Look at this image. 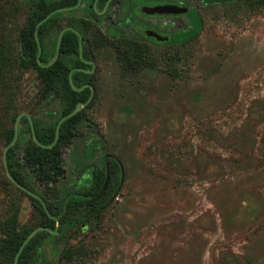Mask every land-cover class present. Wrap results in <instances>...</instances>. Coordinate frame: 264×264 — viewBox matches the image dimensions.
I'll list each match as a JSON object with an SVG mask.
<instances>
[{
	"label": "rangeland",
	"instance_id": "obj_1",
	"mask_svg": "<svg viewBox=\"0 0 264 264\" xmlns=\"http://www.w3.org/2000/svg\"><path fill=\"white\" fill-rule=\"evenodd\" d=\"M161 1L197 10L199 35L171 45L132 37L130 29L125 38L102 41L107 27L100 23L88 33L97 65L94 99L63 151L59 194L44 196L59 203L81 191V166L103 152L119 157L126 177L112 206L75 238L45 244L50 264H264V0ZM31 4L0 0V240L11 217L20 232L37 227L40 217L6 175L9 132L23 112L47 123L67 106L55 96L43 102L38 73L20 66L19 36ZM148 22L172 36L191 19ZM178 34L174 39L189 36ZM132 39L152 57L138 70L124 62ZM20 128V139L28 138L23 117ZM96 141L103 145L88 158ZM15 156L22 159L21 148ZM35 188L44 194L43 186ZM66 247L72 260L62 257Z\"/></svg>",
	"mask_w": 264,
	"mask_h": 264
},
{
	"label": "trees",
	"instance_id": "obj_2",
	"mask_svg": "<svg viewBox=\"0 0 264 264\" xmlns=\"http://www.w3.org/2000/svg\"><path fill=\"white\" fill-rule=\"evenodd\" d=\"M235 1L237 0H201V2L207 6L228 4ZM77 2L78 0H74L71 5H75ZM49 11L47 0H32L29 19L19 36L21 48L20 66L22 68L34 69L38 73L42 84L40 98L43 102L48 100L49 97L55 96L65 101L67 106L60 119L55 120L53 118L52 121L47 123H44L42 120L30 114L35 136L41 145H38L34 141L31 123L29 119L24 116L28 138L20 139L21 133H23L22 128H20L16 144L7 152V163L11 175L21 185L41 196L46 201L50 213L54 216V218H50L45 212L40 200L28 195L18 187L19 190L23 194L28 195L37 206L40 215L37 227H48L52 231H57V234L48 231L38 232L25 246L18 259V264H50L46 258L45 244L49 241L60 242L64 239L75 238L79 229L88 225L92 220L99 218L101 214L112 206L122 190L126 177L123 163L119 157L102 151L103 153L99 159H96V161L87 166H81V173L83 175V187L81 191L67 193L59 203L51 202L44 196L54 193L59 194L57 185L66 173L63 164V151L72 143L73 138L77 136L78 127L85 119V113L81 111L75 116L65 120L59 129V139L56 144L53 145L56 136V127L59 121L71 114L78 103L82 102L88 106L92 104L94 99L93 96L92 100L89 102L91 97L89 89H85L81 92L75 91L69 80V72L77 64L71 62L69 57H66L63 48L66 46L69 48V55H71L74 50L78 54L79 36L74 31L68 30L64 34L61 45L62 52L58 60L52 66H47L55 55V50L53 53H50L48 47L47 27L50 19L48 18L47 21L38 28L37 25L41 20L47 18ZM61 15L62 13L58 12L53 15V18ZM183 15L189 17L191 23L188 29L178 33L189 34V36L177 40L176 38L179 34L175 33L170 36L168 41L164 42L165 44H186L192 41L202 31L203 20L197 10L189 8L188 12ZM71 25L81 33L84 40V59H90L86 52V48L89 44L87 32L89 23L85 21L83 26L84 29L80 24ZM36 31L38 42L42 46L41 64L37 61L38 42L35 38ZM57 32L59 33V31ZM175 36L176 38L174 39ZM124 56V62L129 70H138L142 66L149 65L152 60L150 50L147 45H143L140 39L131 40L129 46L126 47ZM76 61H79L78 65L82 67H89L85 65V63L83 64L79 58H77ZM72 79L76 87H82L84 84H93L90 76L82 71H74ZM62 91H65V94H60ZM14 135L15 131L13 128L9 132L7 146L12 143ZM100 144L103 145L99 141H96L88 145V158L94 155ZM20 148L23 151V157L21 160H17L15 152ZM36 184L44 187V194L36 190ZM58 221L60 225L57 228ZM5 227L6 236L0 240V264H14L16 255L23 241L36 227L34 229H27L23 232L18 231V220L16 215L10 218ZM62 257L66 260H72L74 257L72 247L63 249Z\"/></svg>",
	"mask_w": 264,
	"mask_h": 264
},
{
	"label": "flooded vegetation",
	"instance_id": "obj_3",
	"mask_svg": "<svg viewBox=\"0 0 264 264\" xmlns=\"http://www.w3.org/2000/svg\"><path fill=\"white\" fill-rule=\"evenodd\" d=\"M73 1L74 0H47L48 7L50 10L49 11L50 21L47 27V35H48V40H49L48 47H49L50 53H53V51L55 50V55L54 57H52L49 64L54 61L55 56L57 54L58 38L62 30L67 29L64 32V34L68 30H72L74 32L78 31L71 24H80L83 27L85 24V21L89 23V28L87 29L88 33L91 32L92 28L95 27L94 25L96 23L104 24L105 27H107L105 29V34L102 36V41L109 40L112 37L113 38L117 36L121 37L123 33L127 34L130 29L132 30V34L130 36L132 37L135 36L136 38H139V36H137L136 34V33H139L143 35L145 39H148L152 43H164V42L158 41L153 36H148L144 30L151 29L158 34L165 35L163 32H160L152 23L148 22L149 19L165 17V15H158V14L150 15V14H147L144 9L146 7H153V6L165 4L167 2H164L161 0H81V1L78 0V2L75 5H71ZM58 9H65V10L57 11ZM58 12L62 13V15L59 17L53 18V15ZM57 31H59V33ZM168 36H171V35H168ZM62 41H63V37H62ZM81 44H82V54L80 50ZM61 45H62V42H61ZM68 49L69 48L67 46L63 48L64 54L66 55V57H69L71 62H74L75 64H77L69 72V76L71 72L73 76L74 71H82V72H85L87 75H89L90 78H92L93 74L95 73L97 65L94 60L91 48H90V43L88 44L86 48V52L88 53L90 57V59L88 60L84 59L83 57V54L85 51L83 38H82V41H80V38L78 40V54L74 50L73 53L69 55L70 53ZM61 52L62 51H61V46H60L59 56ZM58 58L56 59V61L58 60ZM77 58L81 59L83 64L85 63V65L89 66V68H85V67H82L81 65H78L79 61H76ZM55 62H53V64ZM53 64H51L50 66H52ZM93 64H95L94 70H93ZM78 69H81V70H78ZM92 70L93 72H90ZM82 87H77V88L82 89ZM85 89H89L90 94H91V89L89 87L83 88L81 91ZM81 91H78V92H81ZM60 94H65V91L60 92Z\"/></svg>",
	"mask_w": 264,
	"mask_h": 264
},
{
	"label": "water",
	"instance_id": "obj_4",
	"mask_svg": "<svg viewBox=\"0 0 264 264\" xmlns=\"http://www.w3.org/2000/svg\"><path fill=\"white\" fill-rule=\"evenodd\" d=\"M81 1V0H80ZM62 10H65V9H58L57 11H62ZM145 12L147 14H150V15H153V14H158V15H165V16H177V15H183V14H186L189 10L188 7L186 6H183V5H178V4H173V3H165V4H161V5H157V6H153V7H146L145 9ZM50 15L47 16V18L41 20L38 25H37V28L40 27L43 23H45L47 21V19L49 18ZM67 29H64L62 30V32L60 33L59 35V38H58V51H57V54L55 56V59L53 62L56 61V59L58 58L59 56V50H60V46H61V42H62V37H63V34L64 32L66 31ZM145 33L148 35V36H153L155 37L158 41H161V42H166L170 39V36L168 35H163V34H158L156 32H154L153 30L151 29H145L144 30ZM78 35H79V38H80V41H82V36L81 34L78 32V31H75ZM35 38L38 42V35H37V31L35 33ZM80 50H81V54H82V44L80 45ZM41 55H42V46L39 44L38 42V57H37V61L39 64H41ZM50 63L48 64L47 66H50L51 64ZM95 69V64H93V70ZM78 70H81V69H78ZM90 71V72H93ZM69 80H70V83L72 85V88L75 90V91H81L83 88H87L89 87L91 89V97L89 99V102L92 100V97L94 96V92H95V87L92 85V84H85L82 89H78L74 84H73V80H72V72L70 73V76H69ZM86 106V104L80 102L77 104L76 108L74 109V111L69 114L68 116L62 118L57 127H56V136H55V141L53 143L56 144V142L58 141L59 139V129H60V126L61 124L75 116L76 114H78L84 107ZM27 117L31 123V127H32V133H33V139L34 141L38 144V145H41L36 136H35V133H34V127H33V122H32V118L30 116V114L26 113V112H23L21 113L20 115H18L17 119H16V123H15V128H14V131H15V135H14V139L12 141V143L7 146L5 148V151H4V166H5V169H6V174L7 176L10 178V180L17 186L19 187L21 190H23L25 193H27L28 195L38 199L41 201L43 207H44V210L45 212L49 215L50 218H54V216L50 213L49 209H48V206H47V203L46 201L41 197L39 196L38 194H35L33 193L32 191H30L29 189H27L26 187H24L23 185H21L10 173V170H9V167H8V163H7V152L8 150L13 147L17 140H18V132H19V128H20V121L22 119V117ZM59 221L57 222V228L59 227ZM40 231H48V232H51L53 234H57V231H52L50 228L48 227H44V226H40V227H36L31 233H29V235L25 238V240L23 241L20 249H19V252L18 254L16 255V258H15V261H14V264H18V259L20 257V254L22 253V251L24 250L25 246L28 244V242Z\"/></svg>",
	"mask_w": 264,
	"mask_h": 264
}]
</instances>
